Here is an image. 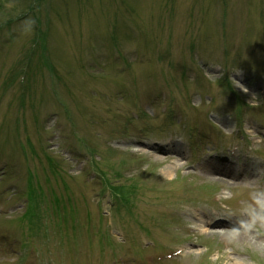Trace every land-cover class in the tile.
<instances>
[{
    "label": "rangeland",
    "instance_id": "rangeland-1",
    "mask_svg": "<svg viewBox=\"0 0 264 264\" xmlns=\"http://www.w3.org/2000/svg\"><path fill=\"white\" fill-rule=\"evenodd\" d=\"M32 1L0 0V260L264 264V0ZM228 151L257 181L200 173Z\"/></svg>",
    "mask_w": 264,
    "mask_h": 264
},
{
    "label": "bare ground",
    "instance_id": "bare-ground-1",
    "mask_svg": "<svg viewBox=\"0 0 264 264\" xmlns=\"http://www.w3.org/2000/svg\"><path fill=\"white\" fill-rule=\"evenodd\" d=\"M169 145V144H168ZM173 144H171L170 148H173ZM145 148V147H144ZM169 148V149H170ZM148 154L155 156V155H164L167 153L166 147H160V146H148L146 147ZM232 161H230L228 158L224 161L219 160H210L209 162H206L205 164L201 165L199 168L200 173H202L205 177H211L212 180L219 181L221 184L225 185H233L235 180L238 179L242 181V183H251V181L255 182L257 180L256 177L251 178L248 177L246 171L247 170H235L230 165ZM242 172V173H241ZM221 216V215H220ZM220 219H214L213 216L208 215L207 219L204 221H201L203 223V227H209L212 232L217 233L218 231H222L223 236L222 239H234V240H242V241H248L251 237L246 232H239L235 233L230 230H232V224H235V222L230 221L227 219L225 215L221 216ZM224 217V218H223ZM249 224V222H248ZM188 254V253H186Z\"/></svg>",
    "mask_w": 264,
    "mask_h": 264
}]
</instances>
